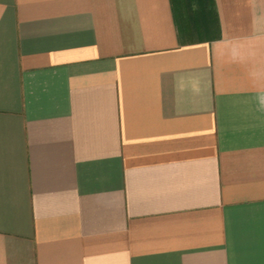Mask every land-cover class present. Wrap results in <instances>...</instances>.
I'll return each mask as SVG.
<instances>
[{
  "label": "crops",
  "instance_id": "1",
  "mask_svg": "<svg viewBox=\"0 0 264 264\" xmlns=\"http://www.w3.org/2000/svg\"><path fill=\"white\" fill-rule=\"evenodd\" d=\"M0 264H264V0H0Z\"/></svg>",
  "mask_w": 264,
  "mask_h": 264
}]
</instances>
